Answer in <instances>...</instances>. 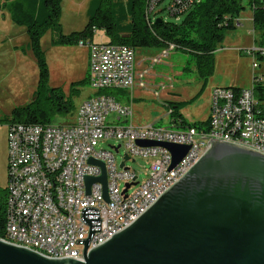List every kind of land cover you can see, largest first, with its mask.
I'll list each match as a JSON object with an SVG mask.
<instances>
[{"label": "built area", "instance_id": "2783aa9c", "mask_svg": "<svg viewBox=\"0 0 264 264\" xmlns=\"http://www.w3.org/2000/svg\"><path fill=\"white\" fill-rule=\"evenodd\" d=\"M162 0H147L145 20H156V9ZM195 0H173L166 13L178 16ZM241 25L237 19L234 27ZM78 45L89 51L88 84L95 95L74 111L67 125L21 124L7 126V196L4 240L31 249L47 257H74L83 260V244L90 226L81 219L85 207L98 210L100 232H94L87 252L129 226L163 193L180 180L199 160L209 137L215 141L243 146L264 154V102L255 95L263 79L253 73L249 88L216 87L211 91L208 119L199 126L178 123L157 126L154 123L135 126L129 104L100 91L132 92L151 90L166 110L161 95L173 87L166 78L154 87L146 83L151 71L175 51L174 45L159 50L143 60L136 70L135 50L123 45L81 40ZM258 52L252 49L250 55ZM253 71L258 65L252 63ZM108 117L110 119L108 120ZM115 140L123 148L119 164L114 151L99 148L100 142ZM168 143L187 146L186 155L171 169L172 155L163 147L138 146L137 142ZM117 152V153H118ZM127 157L128 160L124 158ZM150 159L145 180L126 167L127 161ZM106 182L86 181L102 176ZM123 163V167L120 165ZM128 186V188H127Z\"/></svg>", "mask_w": 264, "mask_h": 264}, {"label": "water", "instance_id": "95a60500", "mask_svg": "<svg viewBox=\"0 0 264 264\" xmlns=\"http://www.w3.org/2000/svg\"><path fill=\"white\" fill-rule=\"evenodd\" d=\"M204 138L209 141L202 156L179 181L129 226L88 252L102 219L96 208H83L81 219L90 229L86 239L75 241L84 245L83 260L47 257L0 239V264H264V154ZM137 145L167 149L171 169L188 151L168 143ZM90 164L99 166L102 176L88 179L87 189L105 185L103 163Z\"/></svg>", "mask_w": 264, "mask_h": 264}, {"label": "rangeland", "instance_id": "374dc122", "mask_svg": "<svg viewBox=\"0 0 264 264\" xmlns=\"http://www.w3.org/2000/svg\"><path fill=\"white\" fill-rule=\"evenodd\" d=\"M95 1L97 0L61 1V14L57 26L47 29L41 37V48L48 69L45 90L42 91L38 88V66L29 47L26 28L23 26L18 28L11 21L9 13L0 11V193L7 184V126L9 124H6L5 120L11 117L13 110L36 101L38 106L48 112L50 95L52 100L61 96L74 107L64 116H51L50 122L53 125H67L74 118V109L77 104L93 91L87 83V48L79 46L76 42L64 43L63 40L72 33L84 29L88 22L90 8ZM247 2L248 0H242L245 5ZM112 3L118 33L122 36L127 35L129 0H112ZM5 13L6 16H3ZM90 39L107 41L108 37L101 29H98L84 41ZM151 49L154 52L156 50V48ZM252 49H256L253 26L249 20H243L239 28L226 31L222 43L218 44L214 53V74L210 78L201 79L193 64L188 62L187 55L181 51L171 52L170 56L162 64L157 65L151 73L173 80L174 90L165 92L161 98L170 99L172 103L179 105L178 114L185 122L190 124L203 122L209 116L208 96L213 87L249 88L252 85L253 73L263 79L264 85V59H259L257 55H250ZM139 50L143 49H137V53ZM253 62L258 65L255 71L252 68ZM80 82L85 83L79 84ZM159 82H164V79L160 78L157 80V83ZM146 83L149 84L147 80ZM170 93L173 95H169ZM133 95H145V93L138 91ZM256 98L258 99L257 95ZM134 105L137 112H139L138 109L141 110L137 115L140 123L151 122L154 117L161 118L152 122H155L157 126L166 127L171 123L170 118L166 117V110L155 99L136 100ZM119 144L115 140H106L100 142L99 148L110 150L111 147ZM123 153V148H120L119 152L114 154L117 164L121 162ZM149 164L150 159L136 158L134 161H127L126 167L134 170L139 176V182H142L146 178Z\"/></svg>", "mask_w": 264, "mask_h": 264}, {"label": "trees", "instance_id": "16d2710c", "mask_svg": "<svg viewBox=\"0 0 264 264\" xmlns=\"http://www.w3.org/2000/svg\"><path fill=\"white\" fill-rule=\"evenodd\" d=\"M61 1L0 0V11L6 10L14 24L26 28L29 47L38 66L40 91L45 90L48 78L41 37L47 29L57 26L61 14ZM172 1H160L156 9V20L147 24L145 20L147 0H129L128 34L122 36L118 33L112 0H97L90 8L88 22L84 29L72 33L63 42L78 43L101 29L108 37L109 44L123 45L134 50L139 48L161 50L172 44L175 51H181L187 55L188 62L193 64L197 75L205 80L214 74V53L218 44L222 43L225 32L235 29V20L248 7L252 11L254 46L258 50L253 54L259 59H264V0H248L246 5L242 3V0H195L184 13L170 16L166 13V5ZM117 93L118 91L107 90L100 91L98 94L112 95L116 98ZM255 95L259 101L264 102V85L255 87ZM116 99L119 101L118 98ZM49 101L48 112L38 106L36 101L14 109L11 117L5 120L6 124H51V116H64L74 107L61 96L52 100L50 95ZM178 106L175 103H167V107L172 110L169 115L171 123H178L183 128L186 125L199 126L205 122L193 124L185 122L178 114ZM6 196L7 188L5 187L0 193V239H4L5 233Z\"/></svg>", "mask_w": 264, "mask_h": 264}, {"label": "crops", "instance_id": "0c3cea01", "mask_svg": "<svg viewBox=\"0 0 264 264\" xmlns=\"http://www.w3.org/2000/svg\"><path fill=\"white\" fill-rule=\"evenodd\" d=\"M4 11H6V10H4ZM3 11V12H4ZM249 11V13H247ZM7 12V11H6ZM8 13V12H7ZM248 14V15H247ZM3 16H6V13H5V15H3ZM238 20L240 21V23H241V25H242V23H243V20H249L251 23H252V11L248 8V10H244L240 15H239V17H238ZM12 21V20H11ZM16 25V24H15ZM16 26H18V25H16ZM21 26H18V28H20ZM19 30V29H18ZM14 32H20V31H14ZM3 37V36H2ZM91 41L92 42H94V43H109V39H107V41H94L93 39H91ZM140 49V48H139ZM143 50H139L138 51V53H137V49L135 50V56H136V64H137V67H136V70L137 71H140V69H142L143 67H144V65L145 64H143V60L144 59H147V58H150V57H153V56H155L157 53H158V51H159V49H156L155 50V52H154V50L153 49H151V48H142ZM155 49V48H154ZM88 50V49H87ZM86 56H87V59H88V63H87V76H88V71H89V51L87 52V54H86ZM154 70V69H153ZM152 72V71H151ZM164 79V81H165V79L167 78V77H161V76H158V75H154L153 73H150V75H149V77H148V79H147V81H148V85L149 86H151V87H154V86H156L157 84H160V83H162V82H159V83H157V80H159V79ZM157 79V80H156ZM220 85V84H219ZM173 87H174V85H173ZM173 87H172V89H173ZM216 87H227V86H216ZM216 87H213L210 91H209V96H208V99H209V104H210V94H211V91L214 89V88H216ZM227 88H236V87H227ZM172 89H170V90H168V91H171L172 92ZM238 89V88H237ZM138 91H143L144 93H145V95H133V93H135V92H138ZM167 91V92H168ZM95 91H92V92H90L85 98H83L78 104H77V106L75 107V110H76V108L80 105V103L81 102H83L84 100H86L87 98H89V97H91V96H93V95H95ZM164 94V93H163ZM169 95H173V93H170ZM116 98H118L119 99V101H121V102H123V103H126V104H129L130 105V107H131V109H132V112H133V115H132V118H131V122L133 123V125H135V126H142V125H145V124H149V122L148 121H146V122H142V123H140L139 122V120L137 119V115H139V113H140V111L141 110H139L138 108V111L139 112H137L136 110H135V105H134V101H136V100H140V101H145V100H147V101H151V100H153V99H155L154 98V96H153V94H152V92H151V90H140V89H135V90H133L132 92H122V91H119L118 93H117V95H116ZM155 101L158 103V104H160V102L158 101V100H156L155 99ZM160 101H165V102H167V103H172V100H170V99H166V98H164V100L161 98V100ZM161 105V104H160ZM137 106V105H136ZM143 110H144V108H143ZM142 110V111H143ZM208 113H209V107H208ZM159 119H161V118H159V117H154V120L153 121H158ZM153 121H151L150 123H152Z\"/></svg>", "mask_w": 264, "mask_h": 264}, {"label": "bare ground", "instance_id": "6f19581e", "mask_svg": "<svg viewBox=\"0 0 264 264\" xmlns=\"http://www.w3.org/2000/svg\"><path fill=\"white\" fill-rule=\"evenodd\" d=\"M174 90V89H173ZM171 109V108H170ZM182 120V119H181ZM199 123H201V122H199ZM185 174H182V177L184 176ZM182 177H180V179L182 178ZM1 240H3V241H6V242H8V243H10V240H4V239H1ZM26 248V247H25Z\"/></svg>", "mask_w": 264, "mask_h": 264}]
</instances>
